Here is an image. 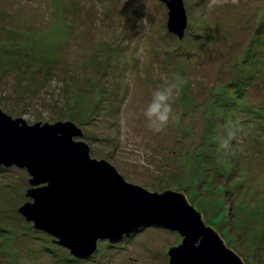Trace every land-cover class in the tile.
Wrapping results in <instances>:
<instances>
[{"label":"rangeland","instance_id":"1","mask_svg":"<svg viewBox=\"0 0 264 264\" xmlns=\"http://www.w3.org/2000/svg\"><path fill=\"white\" fill-rule=\"evenodd\" d=\"M183 3L179 38L161 0H0V109L65 133L73 122L92 158L151 192L183 193L246 264H264V0ZM177 74L179 119L156 133L143 111ZM229 123L241 130L221 150ZM30 178L0 168V264H170L182 243L149 227L75 258L18 212Z\"/></svg>","mask_w":264,"mask_h":264},{"label":"water","instance_id":"2","mask_svg":"<svg viewBox=\"0 0 264 264\" xmlns=\"http://www.w3.org/2000/svg\"><path fill=\"white\" fill-rule=\"evenodd\" d=\"M168 30L183 38L188 17L183 0H161ZM61 123L29 125L0 109V168L17 166L30 176L19 213L78 259H89L99 242L117 243L142 229L176 232L182 243L169 250L170 264H246L183 193L151 192L128 183L108 161L92 158L82 128Z\"/></svg>","mask_w":264,"mask_h":264},{"label":"clouds","instance_id":"3","mask_svg":"<svg viewBox=\"0 0 264 264\" xmlns=\"http://www.w3.org/2000/svg\"><path fill=\"white\" fill-rule=\"evenodd\" d=\"M185 83L186 79L177 74L172 82L158 87L152 93V98L143 111V116L152 131L161 133L166 130L170 122L179 119V116L175 114L173 109V100L175 96L180 94ZM240 130L238 124L229 123L226 125V135L220 137V149L230 150L231 142L237 139Z\"/></svg>","mask_w":264,"mask_h":264},{"label":"trees","instance_id":"4","mask_svg":"<svg viewBox=\"0 0 264 264\" xmlns=\"http://www.w3.org/2000/svg\"><path fill=\"white\" fill-rule=\"evenodd\" d=\"M164 230H165V229H164ZM139 232H140V231H139ZM136 234H137V233H136ZM136 234H134V235H136ZM134 235H132V237H133ZM129 237H130V236H129ZM125 238H126V237H125ZM93 256H94V255H93ZM93 256H92V257H93ZM92 257H90V258H92ZM90 258H89V259H87V260H90Z\"/></svg>","mask_w":264,"mask_h":264},{"label":"flooded vegetation","instance_id":"5","mask_svg":"<svg viewBox=\"0 0 264 264\" xmlns=\"http://www.w3.org/2000/svg\"><path fill=\"white\" fill-rule=\"evenodd\" d=\"M180 245V244H179Z\"/></svg>","mask_w":264,"mask_h":264}]
</instances>
